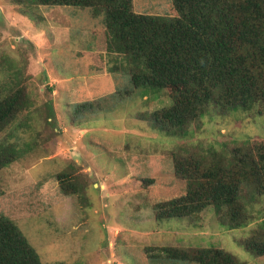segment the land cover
<instances>
[{"label":"rangeland","instance_id":"obj_1","mask_svg":"<svg viewBox=\"0 0 264 264\" xmlns=\"http://www.w3.org/2000/svg\"><path fill=\"white\" fill-rule=\"evenodd\" d=\"M133 8L176 14L172 0H133ZM108 61L106 30L91 9L0 0V90L21 87L27 103L0 142L36 141L0 170V215L16 222L45 264H194L159 258L168 246L221 247L244 264H264L238 242L264 216V195L248 206L255 221L244 228L229 229L212 206L184 217L154 212L185 192L173 149L264 139V114L212 107L200 127L168 134L152 112L172 104L169 94L135 87ZM52 115L57 127L46 121ZM68 171L78 186L71 195L57 177Z\"/></svg>","mask_w":264,"mask_h":264},{"label":"trees","instance_id":"obj_2","mask_svg":"<svg viewBox=\"0 0 264 264\" xmlns=\"http://www.w3.org/2000/svg\"><path fill=\"white\" fill-rule=\"evenodd\" d=\"M31 1L88 8L94 17L100 16L111 73L128 71L135 87L165 90L171 97L170 106L152 112L168 134L179 135L191 124L200 127L212 107L264 114V0H172L176 14L171 16L136 12L133 0ZM11 86L0 90V131L27 106L22 88ZM46 121L57 127L55 116ZM32 142L1 141L0 170L29 151L36 143ZM171 154L185 192L157 202V219L189 216L212 206L218 221L229 229L255 221L248 206L264 195V139L247 138L222 149L177 147ZM57 177L65 195L76 193L70 171ZM238 242L254 257L264 256V216ZM162 251L161 259L244 264L215 246H168ZM0 264H45L16 222L5 215H0Z\"/></svg>","mask_w":264,"mask_h":264}]
</instances>
